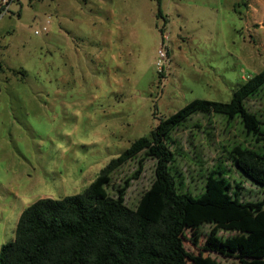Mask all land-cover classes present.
Returning a JSON list of instances; mask_svg holds the SVG:
<instances>
[{
  "label": "rangeland",
  "instance_id": "rangeland-1",
  "mask_svg": "<svg viewBox=\"0 0 264 264\" xmlns=\"http://www.w3.org/2000/svg\"><path fill=\"white\" fill-rule=\"evenodd\" d=\"M161 47L168 58L158 73ZM263 69L264 0L12 1L0 13V249L35 201L80 194L161 120L196 99L227 103ZM245 107L264 127V87ZM173 140L177 171L196 194L201 174L222 163L244 201L264 199L228 159L233 145L264 151L239 119L195 115ZM154 169V160L140 168L135 159L113 175L115 186L128 181L130 209ZM214 230L186 229L199 264H238L207 251L212 234L254 243L253 261L264 263V228Z\"/></svg>",
  "mask_w": 264,
  "mask_h": 264
},
{
  "label": "trees",
  "instance_id": "trees-1",
  "mask_svg": "<svg viewBox=\"0 0 264 264\" xmlns=\"http://www.w3.org/2000/svg\"><path fill=\"white\" fill-rule=\"evenodd\" d=\"M263 87L264 69L227 103L193 100L112 159L80 194L35 201L21 212L14 239L1 246L0 264H199L185 249L187 228L213 224L214 233L264 228V199L244 201L242 183L222 163L201 174L196 194L182 181L172 149L174 132L195 115L239 119L251 138L263 141L262 123L245 107ZM227 153L243 178L264 188V151L233 145ZM135 159L140 168L143 161L154 160L155 169L150 186L130 209L124 200L128 181L115 186L112 178ZM254 248V243L242 248L215 234L207 244V251L234 257L238 264H264L253 261Z\"/></svg>",
  "mask_w": 264,
  "mask_h": 264
},
{
  "label": "built area",
  "instance_id": "built-area-1",
  "mask_svg": "<svg viewBox=\"0 0 264 264\" xmlns=\"http://www.w3.org/2000/svg\"><path fill=\"white\" fill-rule=\"evenodd\" d=\"M14 0H0V9H3L1 13H4V10H7L9 7L10 3ZM47 32V27L46 25H43L40 29L35 30L34 34L39 35L41 33H46ZM167 51L165 47H161L157 50V61L155 63L158 73H161L160 70H162L163 66L167 63Z\"/></svg>",
  "mask_w": 264,
  "mask_h": 264
}]
</instances>
